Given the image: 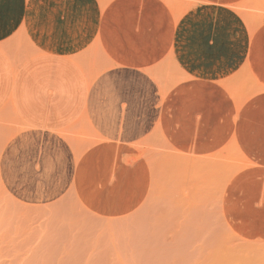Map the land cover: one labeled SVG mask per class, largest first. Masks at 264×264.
<instances>
[{
  "label": "rangeland",
  "instance_id": "rangeland-1",
  "mask_svg": "<svg viewBox=\"0 0 264 264\" xmlns=\"http://www.w3.org/2000/svg\"><path fill=\"white\" fill-rule=\"evenodd\" d=\"M160 1L177 20L209 3ZM115 2L110 20L114 31L104 38L97 28L102 16L105 26L107 11ZM128 3L0 0V152H7L8 164L18 162L14 183L19 191L18 205L11 204L14 200L8 195L0 199V264H264V229L242 236L225 210L226 194L236 185V176L262 162L264 152H242L233 138L219 152H183L161 128L133 139L137 135L131 130L135 126L129 98L137 85L131 82L145 84V95L152 103L153 86H157L163 103L184 76L172 58L146 64L147 74L109 69L120 63L117 57L131 56L130 49L155 46L151 37L133 41L129 32L123 35ZM229 7L249 12L253 23L251 28L246 24L258 50L236 82H225L241 106L263 90L260 76L253 73L261 72L264 78V5L261 0H239ZM56 45L77 56L73 55V64L77 62L87 76H81L84 86L80 88L86 99L89 87L96 83L88 117L65 121L54 115L53 105L47 111L40 49L47 53V84L62 86L57 103L75 109L72 67L48 54L55 52ZM22 95L41 113L38 125L21 118L16 98ZM217 97L203 99L213 121L222 114ZM102 102L118 107L109 112L120 126H128L124 138L108 139L91 125L92 110L99 112ZM42 127L52 132L30 131ZM64 145L76 153L84 170L72 189L66 188L72 173ZM27 149L19 158V152ZM27 198L29 209L24 206Z\"/></svg>",
  "mask_w": 264,
  "mask_h": 264
},
{
  "label": "crops",
  "instance_id": "crops-1",
  "mask_svg": "<svg viewBox=\"0 0 264 264\" xmlns=\"http://www.w3.org/2000/svg\"><path fill=\"white\" fill-rule=\"evenodd\" d=\"M126 1L130 3H128L130 10L127 12L128 23H125L126 31L123 35H128L129 32L133 41L151 37L152 44L155 46L142 49L132 48L129 52L131 56L117 57L120 63L109 69H132L147 74L146 64L154 62L162 64L166 58H172L184 76V79L172 90V95L163 103H161L160 90L157 86H153L155 100L152 103L151 99L145 95L148 87L136 80L131 82V85H137L134 94L129 98L133 101L131 115L134 117L135 126L131 130H133V136L137 135L133 139H142L155 129L161 128L162 133L183 152H219L228 145L232 138L237 141L242 152H264V78L261 72H255L253 75L260 76L263 90L248 97L241 106L237 105L230 89L225 85V82H236L246 62L250 65L258 53L255 37L251 41L246 22L235 9L229 7L239 0H204L209 3L194 7L178 20L160 0ZM124 2L125 0L123 4ZM113 5H116V2L107 11L105 26L102 25V16L97 28V34L105 35L104 38L114 31L110 21L116 11ZM164 38L167 40L163 41ZM39 51L40 57L45 62L41 76L43 77L42 83L46 87L47 101H49L47 111L53 105L54 115L65 121L85 114L88 117L87 108L90 104L93 106L91 93L93 94L96 83L89 87V99H86L87 96L80 88L84 86L81 76H87L77 62L74 61L73 64V58L76 55L60 45H56L55 52L48 53L54 59L62 58L68 61V65L72 67L69 75L73 78L75 90L71 94L76 101L75 109L70 110L57 103L58 96L62 94V86L53 87L47 84L46 81L50 79L45 68L48 62L47 53L42 49ZM66 55L75 56L69 59L70 57ZM235 87L237 89L236 84ZM137 92L138 104L135 101ZM212 95L219 97L217 98L220 101L219 108L222 113L215 121L211 120L210 111L212 110L207 107L205 100L203 101L206 98L210 99ZM16 99L18 100H16V108L25 122L38 125L43 120L37 108L31 106L30 99H25L23 95L20 99ZM185 99L189 100L185 101ZM114 108L118 109L107 102H102L99 112L92 110L94 119L91 125L108 139L118 137L121 139L125 137L124 132L128 126L123 124L120 126L116 120L111 118L109 111ZM213 124L218 126L213 127ZM212 130L218 132L219 138H215L216 132ZM30 131L52 132L48 127ZM21 146L27 147L26 144ZM64 148L67 151L64 152L65 155L71 161L72 173L66 188L72 189V187L76 188L80 173L84 170L76 159V153L71 152L67 145H64ZM28 150L19 153L18 157H24ZM35 152L44 153L42 150H35ZM55 154L58 153L55 152ZM233 182L236 185L233 189H230L232 186L229 187L226 194V213L235 223L240 235H255L264 229V160L244 168Z\"/></svg>",
  "mask_w": 264,
  "mask_h": 264
},
{
  "label": "bare ground",
  "instance_id": "bare-ground-1",
  "mask_svg": "<svg viewBox=\"0 0 264 264\" xmlns=\"http://www.w3.org/2000/svg\"><path fill=\"white\" fill-rule=\"evenodd\" d=\"M261 2L263 3L264 5V0H261ZM104 12V11H103ZM237 12L242 16V18L244 19V21L250 26H252V18L249 14V12L247 11H243L242 10H237ZM202 24V23H201ZM216 31V29H215ZM218 33V32H217ZM211 34V33H210ZM214 36V35H213ZM195 41V40H194ZM218 41V40H217ZM220 41V40H219ZM222 42V41H221ZM199 45V44H198ZM209 46V45H208ZM199 47V46H198ZM221 47V46H219ZM200 48V47H199ZM209 48V47H208ZM201 50V48H200ZM203 50V49H202ZM205 50V49H204ZM208 51V50H206ZM219 51V50H218ZM218 53V52H217ZM207 55V54H206ZM210 55V54H209ZM238 55V54H237ZM240 55V54H239ZM214 58V57H213ZM210 62V61H209ZM207 64V62H206ZM193 71V70H192ZM189 77V76H188ZM194 77V76H193ZM191 78V77H190ZM235 143V142H234ZM233 144V143H232ZM237 144V143H236ZM236 144H234L236 146ZM238 146V144H237ZM236 146V147H237ZM236 149V148H235ZM238 150V148L236 149ZM239 151V150H238ZM16 154H18V152H14ZM20 153V152H19ZM6 154L7 152H0V159L2 157V162L0 161V199H3L2 196L5 194V195H8L7 197H11V198H8V199H13L14 202H10L11 204L13 203V205L15 206L16 204L18 205V194H19V191L17 190V187L18 185L14 183V180H15V176L17 175L16 172H17V163L18 162H15L13 163L12 165L11 164H8L7 162V159H6ZM260 185V184H259ZM10 192L9 194H7V192ZM6 197V196H5ZM17 201V202H16ZM30 198H27L26 201H25V207H27L29 209V205H30ZM9 202V201H8ZM0 203H1V200H0ZM9 203V204H10ZM2 204V203H1ZM4 205V204H3ZM4 207V206H3ZM2 208V207H0ZM27 209L28 213H29V210ZM16 210V209H14ZM25 211V210H24ZM14 214V213H13ZM27 214V212H26ZM30 214V213H29ZM27 214V215H29ZM29 217V216H28ZM28 217L27 218V221H28ZM25 221V220H24ZM3 246V245H2ZM1 246V247H2ZM19 246V245H18ZM5 247V246H4ZM17 248V247H16ZM1 249V248H0ZM5 249V248H4ZM3 249V250H4ZM2 250V249H1ZM7 251V250H6ZM1 252V251H0ZM16 258V257H15Z\"/></svg>",
  "mask_w": 264,
  "mask_h": 264
}]
</instances>
